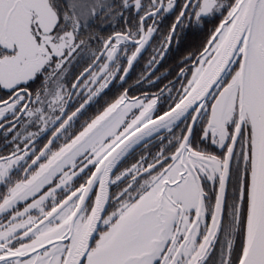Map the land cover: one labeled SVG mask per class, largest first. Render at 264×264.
<instances>
[{"label": "snow or ice", "instance_id": "1", "mask_svg": "<svg viewBox=\"0 0 264 264\" xmlns=\"http://www.w3.org/2000/svg\"><path fill=\"white\" fill-rule=\"evenodd\" d=\"M0 92V264H264V0H0Z\"/></svg>", "mask_w": 264, "mask_h": 264}, {"label": "trees", "instance_id": "2", "mask_svg": "<svg viewBox=\"0 0 264 264\" xmlns=\"http://www.w3.org/2000/svg\"><path fill=\"white\" fill-rule=\"evenodd\" d=\"M173 17L174 14L168 15L167 19L164 20L163 25H161V28H166V26L170 24ZM176 32L177 34L172 39L171 48L160 67V71H163L170 66H174V64L179 61V59L186 53V51L196 47L200 43V40L202 38L201 33L198 30H194L192 28H178ZM161 40L162 36L158 33L156 34L153 43L156 44V42ZM150 55L151 46H149L148 51L144 52L143 57L140 58L139 63L136 64L135 68L131 70L128 76V84L134 83L139 80L140 73L144 71L143 66L147 62V59L150 57ZM133 93H135V91Z\"/></svg>", "mask_w": 264, "mask_h": 264}, {"label": "flooded vegetation", "instance_id": "3", "mask_svg": "<svg viewBox=\"0 0 264 264\" xmlns=\"http://www.w3.org/2000/svg\"><path fill=\"white\" fill-rule=\"evenodd\" d=\"M172 39H173V38H172ZM171 43H172V40H171ZM168 79H171V77H168ZM165 82H166V81H161L160 84L155 85V86H153V87H148L147 83L144 82V83H142V84L140 85V90H141V91H156L157 88H159V87H163V85H164ZM130 84H133V83H130ZM130 84H129V85H130ZM127 86H128V85H126V87H127ZM133 94H135V93H133ZM0 95H3V92H0Z\"/></svg>", "mask_w": 264, "mask_h": 264}]
</instances>
